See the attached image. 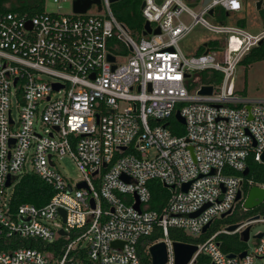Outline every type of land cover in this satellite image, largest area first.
I'll list each match as a JSON object with an SVG mask.
<instances>
[{
  "label": "built area",
  "instance_id": "1",
  "mask_svg": "<svg viewBox=\"0 0 264 264\" xmlns=\"http://www.w3.org/2000/svg\"><path fill=\"white\" fill-rule=\"evenodd\" d=\"M74 1L70 15L0 11V238L9 247L0 251V264H87L81 251L90 264H141L138 242L156 230V243L167 245L166 264H174L170 229L193 238L208 234L194 244L189 264L199 256L208 264H264V232L234 258L216 242L264 219L209 233L213 221L238 203L247 159L260 163L264 151V99L231 84L242 58L264 42V28L252 34L207 20L216 10L242 11L246 0L205 6L199 0L198 13L184 0H143L140 37L116 19L111 0L85 13L74 12ZM258 1L262 9L264 0H256L255 9ZM145 23L151 32L143 35ZM198 26L222 39L186 56L179 42ZM201 72L219 73L221 81L188 92L191 74ZM202 86H211V95H198ZM64 156L81 175L75 184L56 168L55 159ZM25 175L53 192L44 206L13 207L15 185ZM151 181L168 190L158 211L149 208ZM81 183L85 187L78 188ZM13 237L41 246H17L9 243ZM58 239L63 243L55 256L47 248Z\"/></svg>",
  "mask_w": 264,
  "mask_h": 264
},
{
  "label": "trees",
  "instance_id": "2",
  "mask_svg": "<svg viewBox=\"0 0 264 264\" xmlns=\"http://www.w3.org/2000/svg\"><path fill=\"white\" fill-rule=\"evenodd\" d=\"M143 0H119L116 3H113L111 6L114 11V15L116 19L123 25L127 27V29L134 36L140 37L142 35L143 28V19L140 14V5ZM44 0H0V11L6 12H17V13H27L30 15H35L41 13L43 11ZM226 16L228 15L225 12ZM261 16L264 19V7L260 10ZM205 49L200 48L196 54L204 53ZM264 60V42L253 48L247 55H245L240 61L239 65L248 66L255 62H260ZM197 80L200 85L203 84H215L221 81V75L219 73H208L201 72L197 73ZM175 127L176 123L174 121L171 122ZM179 129V128H178ZM181 131V130H180ZM246 167L248 168V174L246 176H241L242 185L241 192L242 198L244 199L249 189L253 186H259L264 188V164L254 161L253 157L247 159ZM238 176V175H237ZM148 187L151 192L152 199L149 204V208L151 210H160V208L165 204L168 198V190L164 188L159 182L151 181L148 183ZM53 192L51 189L43 183L37 176L35 175H25L20 178L15 185L12 205L14 208H17L21 204H32L37 207L44 206L49 199L51 198ZM242 202H238L233 209V212L226 216L223 219H218L213 221L210 226L209 233H213L218 231V227L220 223H226V225H238L239 223H245L253 219L254 217H250L251 214H263L264 215V202L253 210H248L245 212L247 214V218L242 220L240 217L236 216L234 211L240 209ZM255 216V217H256ZM260 218V217H259ZM169 240L171 242H179L185 244H200L202 243L208 236H201L199 238H193L187 236L183 231L177 229L169 230ZM161 238L160 233L156 230L151 236L141 238L137 245V253L141 260V264H150V257L148 255V248L155 244ZM231 237L229 235H221L217 238V243L219 244L221 250L225 254H234L242 251L244 245L239 240H236L237 247L232 248L228 244V241ZM11 244L19 245H31L35 248H40V242L35 240H23L17 237H13L9 242ZM63 243L62 239H58L52 247L47 248L48 251L52 252L55 256L59 253L60 247ZM9 247L6 245V240L0 238V251L7 250ZM83 262L90 264L87 261L85 251H81L78 256ZM193 264H208V260L199 256L195 263Z\"/></svg>",
  "mask_w": 264,
  "mask_h": 264
},
{
  "label": "rangeland",
  "instance_id": "3",
  "mask_svg": "<svg viewBox=\"0 0 264 264\" xmlns=\"http://www.w3.org/2000/svg\"><path fill=\"white\" fill-rule=\"evenodd\" d=\"M256 0H246L242 4V11L230 13L227 16L224 13H219L216 10L213 18H207L211 24L220 25L223 23L225 26H233L245 28L248 32L252 34L258 33L261 29L264 28V19L261 16L262 11L255 9ZM185 4L190 7L194 12L198 13L200 10L199 0H184ZM116 3V2H115ZM113 4V3H112ZM111 4V5H112ZM111 10L114 15L113 8ZM43 11L48 14H61V15H70L72 12V0H68L65 3H53L52 0H45ZM115 16V15H114ZM222 36L220 34H215L206 29L198 26L195 27L183 40L179 42V48L186 56H192L197 53L200 48H204L205 44L210 45L213 43L215 45L220 44ZM205 49V48H204ZM197 73L191 74V78L187 81L186 86L187 90L190 93H193L196 88H198L199 82L196 81ZM231 84L234 88L245 94L247 97L252 99H264V60L260 62L252 63L248 66L239 65L232 77ZM13 116H15V111H13ZM56 168L64 176V178L75 184L81 179V175L77 170L74 163L70 158L64 156L62 158L57 157L55 159ZM9 193L11 190L8 191ZM243 207L241 205L240 209L234 211L235 215L240 217V219L247 218V214L243 212ZM259 215V219H264L263 214ZM255 214H251L250 217H255ZM228 227L226 223H220L218 227L219 230H225ZM264 232V223H253L250 228V240L248 243H243V248L252 247L256 242L253 240V236L257 233ZM231 238L228 241L230 247H237V240L240 241V235H229ZM241 242V241H240ZM256 264H261L259 261Z\"/></svg>",
  "mask_w": 264,
  "mask_h": 264
},
{
  "label": "water",
  "instance_id": "4",
  "mask_svg": "<svg viewBox=\"0 0 264 264\" xmlns=\"http://www.w3.org/2000/svg\"><path fill=\"white\" fill-rule=\"evenodd\" d=\"M119 0H111V3H115L118 2ZM209 2V0H202V6H205L207 3ZM92 4H97L99 5V0H75L73 2V9L75 13H85ZM261 5L262 2L258 1L256 3V10H260L261 9ZM144 4H141V7H143ZM100 9V6H99ZM212 12L210 11L209 14H211ZM151 30H150V26L148 23H145L144 25V32L143 35L146 34H150ZM154 33H159L158 29L154 32ZM263 43V41H261L259 43V45H261ZM107 59L111 62L114 61V58L111 55L107 56ZM114 68V67H113ZM55 89L58 90L59 87L55 86ZM212 93V87L211 86H202L200 88V90L197 92L198 95H211ZM247 109L249 110V107H247ZM175 119L177 122L183 124L184 120L183 118L180 116L179 112L177 111L175 113ZM122 150H124V148H122ZM260 163L264 164V151L261 153L260 157H259ZM248 174V168H246L243 172H242V176H246ZM123 181L128 182V178L125 176H122L121 178ZM10 185V182L7 181L6 182V187H8ZM85 187L84 183H81L78 185V188H82ZM188 184L183 186V191L185 192L187 190ZM68 193H70V189L67 190ZM242 200V193L241 191L238 192L237 196H236V201L239 202ZM264 202V188L263 187H259V186H253L249 189V191L247 192L245 198L242 200V207L245 211L248 210H253L255 208H257L258 206H260L262 203ZM134 208L136 210L139 209V203L138 201L136 202V204L134 205ZM231 210L228 211L227 213L221 215V219L225 218L226 216L231 214ZM59 214L62 218V222H65V213L63 210H59ZM199 214H192L189 217H196ZM259 217L256 216L254 217L252 220H257ZM210 226V223L207 224L203 230L202 233L204 234L206 232V230L208 229V227ZM238 228V225H231L228 226L226 228V230L228 232H233ZM249 233H250V227H247L241 234H240V241L242 243H245L248 241L249 239ZM58 234L60 236H65L66 233L63 230H60L58 232ZM263 235V233H259L257 234L255 237L256 238H261V236ZM118 243H112L111 245V249L112 250H116ZM172 246V251H173V257H174V264H189L194 256V254L197 251V246L194 244H185V243H179V242H172L171 243ZM148 255L150 257V264H166L167 262V258H168V250H167V245L164 241H160L158 243H155L153 245H151L148 248ZM245 256V253H241L239 255V258H243ZM235 255L234 254H228L227 258H234Z\"/></svg>",
  "mask_w": 264,
  "mask_h": 264
}]
</instances>
